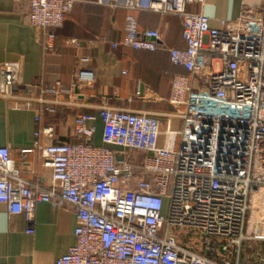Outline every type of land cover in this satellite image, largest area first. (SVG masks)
Here are the masks:
<instances>
[{"label":"built area","instance_id":"2783aa9c","mask_svg":"<svg viewBox=\"0 0 264 264\" xmlns=\"http://www.w3.org/2000/svg\"><path fill=\"white\" fill-rule=\"evenodd\" d=\"M26 1L28 23L46 33L51 51L65 15L85 0ZM94 1L126 12L123 47L167 51L170 63L187 73L171 80L167 102L174 113L165 116L162 130L155 115L102 107L101 147L92 144V117L77 115L75 142L38 149L50 169L49 185L22 178L10 151L0 147V204L10 217L24 218L30 235L38 205L71 208L74 244L54 264H244L242 249L251 245L260 246L254 264H264V8H245L215 29L202 12L187 10L204 0ZM138 12L177 17L185 47L166 49L157 31H139ZM84 76L92 79L88 72L78 79ZM59 86L41 94L58 96ZM33 88L18 86L11 65L0 69L1 99L25 108L43 104ZM173 122L179 130H171ZM40 133L52 138L53 128ZM176 139L178 147H171ZM177 231L197 233L204 253L180 244Z\"/></svg>","mask_w":264,"mask_h":264},{"label":"crops","instance_id":"0c3cea01","mask_svg":"<svg viewBox=\"0 0 264 264\" xmlns=\"http://www.w3.org/2000/svg\"><path fill=\"white\" fill-rule=\"evenodd\" d=\"M245 8L263 12L264 0H204L203 7L187 6L189 12H202L215 29L220 28V20L235 21ZM28 11L26 0H0V69L11 65L18 86H34L32 94L43 101L25 108L0 98V147L10 151L22 178L34 184H50V169L38 149L57 142H75L73 127L77 115L92 117V144L96 147L103 146L98 112L102 107L155 115L165 129V116L174 113L167 102L171 80L187 73L170 63L167 51L123 47L124 10L111 9L94 0L74 4L56 33L51 51L46 49V33L29 25ZM135 18L138 30L157 31L166 49L185 47L177 17L138 12ZM69 39H75L78 45L66 44ZM79 72L91 73L92 79L84 76L80 81ZM58 84L63 90L60 95L41 94V89ZM192 88L204 102L210 101L197 81H192ZM46 106L54 111L45 112ZM38 116L40 120L36 121ZM45 127L53 128L52 138L40 133ZM180 127L178 122L171 124L172 131ZM178 142L176 139L170 146L177 148ZM163 145L164 138L160 136L158 146ZM25 150L31 152L22 159L21 152ZM27 228L22 216L10 217L0 204V264H54L74 244L75 216L70 207L54 209L40 204L35 211L34 233L27 234Z\"/></svg>","mask_w":264,"mask_h":264},{"label":"rangeland","instance_id":"374dc122","mask_svg":"<svg viewBox=\"0 0 264 264\" xmlns=\"http://www.w3.org/2000/svg\"><path fill=\"white\" fill-rule=\"evenodd\" d=\"M176 237L180 244L190 247L194 251H197L200 254L204 253L203 247L200 244V237L195 232H188V231H177ZM259 245H251L250 247H245L242 249V257L241 261L244 264H254L257 262V258L255 257L254 253L259 251Z\"/></svg>","mask_w":264,"mask_h":264},{"label":"trees","instance_id":"16d2710c","mask_svg":"<svg viewBox=\"0 0 264 264\" xmlns=\"http://www.w3.org/2000/svg\"><path fill=\"white\" fill-rule=\"evenodd\" d=\"M197 252V251H196ZM198 253V252H197ZM200 254V253H199Z\"/></svg>","mask_w":264,"mask_h":264}]
</instances>
